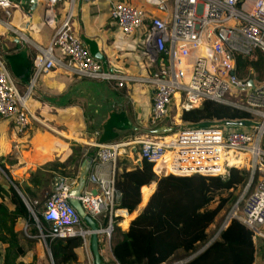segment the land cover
<instances>
[{
  "label": "built area",
  "instance_id": "built-area-1",
  "mask_svg": "<svg viewBox=\"0 0 264 264\" xmlns=\"http://www.w3.org/2000/svg\"><path fill=\"white\" fill-rule=\"evenodd\" d=\"M49 7L63 0H45ZM72 2L73 0H69ZM159 14L148 11L146 4L135 6L124 1L112 3L109 14L124 33L147 26L145 42L148 56L157 62L149 74H131L119 67L106 66L93 56L84 42L73 33L68 15L56 28L49 44L34 43V66L47 71L55 65L91 79L123 85L143 82L152 88L149 124L158 125L176 110L197 107L205 99L231 104L250 113L249 121L222 120L207 125L177 124V128L158 134H134L111 141L88 140L96 148L94 159L108 170H93L87 176L92 186L76 196L95 221L98 234L108 241L121 215L117 207L119 192L115 174L119 155L135 153L140 161L152 162L156 174H225L230 166L246 167L250 177L235 217L255 236L264 232V76L241 77L237 74L236 55L254 58L264 53V0H143ZM13 0H0V8L10 16ZM148 19V22L146 20ZM5 26L21 38L10 21ZM20 39V37H19ZM58 49L67 58L56 57ZM252 80V85L249 80ZM231 93V94H230ZM0 115L9 119L18 133L24 132L32 113L25 96L18 90L4 59L0 56ZM258 177L252 190L248 187L254 173ZM72 185L67 176L58 175L42 212L43 227L35 216L40 236L47 238L81 235L86 240L91 229L72 205ZM105 220V223L103 221ZM225 221V222H226ZM224 222V223H225ZM223 223V224H224ZM85 264H92L89 260Z\"/></svg>",
  "mask_w": 264,
  "mask_h": 264
},
{
  "label": "crops",
  "instance_id": "crops-1",
  "mask_svg": "<svg viewBox=\"0 0 264 264\" xmlns=\"http://www.w3.org/2000/svg\"><path fill=\"white\" fill-rule=\"evenodd\" d=\"M13 1L17 5L12 7L8 20L14 28L26 35L27 40L22 39L27 43H22L17 33L11 35L9 31H13L8 29L3 22L5 20L0 18V56L10 71L11 66L5 59L6 54H19L24 59L27 68L26 76L22 78L15 76L12 71L11 73H13L19 92L25 96V105L33 117L24 132L18 133L12 122L0 115V156L14 154L15 158L14 163L7 164L11 177L23 181L37 168L52 170L54 159H65L71 153V146L75 141L81 143L85 150L93 148L94 154L83 157L77 165L75 176L67 177L73 187L85 169L84 162L88 156H91V163L84 174L85 182L82 189L92 186L87 180L88 174L93 170L106 172L108 167L96 163L94 159L96 148L87 144L86 141L100 139L103 125L111 113L112 115L119 113L129 121L130 126L119 130L117 137L107 141L122 139L134 134L167 133L168 130L161 129V132H155V129L171 126L168 122L170 116L158 125L149 124L151 86L143 82L117 85L113 82L95 80L78 74L61 64L47 71H37L34 66L35 48L30 47L28 42L47 46L56 28L69 15L73 33L84 42L93 56L102 60L104 65L119 67L131 74L152 73L157 67V62L148 56L145 42L147 26L144 25L129 34L122 32L109 14L112 3L117 0H73L72 2L63 0L52 7H49L45 0ZM120 1L135 6L146 4L143 0ZM145 6L150 13L159 14L152 6L147 4ZM54 53L56 57L66 62L67 58L62 56L58 49L55 48ZM173 110H175L174 106L171 111ZM180 114L181 112L176 110L173 117L181 120ZM120 122L119 119L118 123ZM182 122L183 125L188 124ZM116 164L117 169L121 170L140 165L141 161L136 158L135 153L125 151L119 155ZM74 166L76 165L73 164L72 167ZM5 176L8 180V176L6 174ZM4 181L0 179L1 185L7 188L9 184L5 179ZM50 186L53 187L52 182ZM145 187H151L146 200H144L143 192ZM155 187L156 181L141 186V202L138 207L132 212L125 209L120 210L121 215L118 220L121 229L128 228L130 221L144 208ZM4 202L9 208L14 207L8 194ZM216 219L217 216L214 222ZM214 222L209 227L214 225ZM98 235V239L102 242L100 254L105 264H114L116 260L111 250V239L108 241L105 235ZM90 238L88 236L86 240L83 239L84 264L86 260L88 261ZM262 255L263 252L257 250L254 264L264 262Z\"/></svg>",
  "mask_w": 264,
  "mask_h": 264
},
{
  "label": "trees",
  "instance_id": "trees-1",
  "mask_svg": "<svg viewBox=\"0 0 264 264\" xmlns=\"http://www.w3.org/2000/svg\"><path fill=\"white\" fill-rule=\"evenodd\" d=\"M236 62L239 76L252 77L253 72L257 78L264 76V53L260 50L256 51L254 58L238 54ZM250 117L244 109L211 99L203 100L197 107L182 110L180 114L182 121L195 125L222 120L247 122ZM88 154H94L93 148L85 150L81 143L74 142L71 153L65 159H54L52 170L37 168L23 181L11 177L7 164L11 165L15 159L0 156V166L9 178L7 188L0 182V264L84 262L81 235L48 237L51 256L47 259L40 254L36 249L39 229L35 216L43 227L51 226L42 214L45 201L52 193L50 182L53 184L57 175L75 176L77 165ZM73 164L76 166L72 167ZM152 165V162L142 159L141 164L133 168L116 170L117 207L120 209L134 211L141 202V186L156 181V187L127 229L114 226L111 235L114 264H254L257 250L264 256V239L255 236L247 225L235 217L230 218L216 235V231L210 233L208 229L220 210L228 202L235 201L236 196L229 191L227 195H220L215 206L211 207L210 202L222 191L247 183L248 168L230 166L225 174L218 175L170 173L157 176ZM253 180L248 191L252 190L257 178ZM46 185L49 189L43 191ZM15 186L28 201L30 209ZM150 191L151 187L143 188L144 200ZM6 194L13 208L5 204ZM98 237L100 251L102 242ZM101 260L105 264L102 255Z\"/></svg>",
  "mask_w": 264,
  "mask_h": 264
},
{
  "label": "water",
  "instance_id": "water-1",
  "mask_svg": "<svg viewBox=\"0 0 264 264\" xmlns=\"http://www.w3.org/2000/svg\"><path fill=\"white\" fill-rule=\"evenodd\" d=\"M34 1V0H33ZM5 59L7 60L8 64L11 66V71L14 73L15 76L17 77H25L26 74V66L24 64V59L19 55V54H6L5 55ZM249 84L252 85V80H249ZM120 119V123H118V120ZM116 123H118L116 125ZM130 124L129 121H127L124 117H122L121 115H119V113H116L114 115H112V113L110 114V116L108 117L106 123H104L103 125V133L100 136V139L98 140L99 142H105L109 139H113L115 137H117V135L119 134L118 131L119 130H123V129H127L129 128ZM163 129V131L165 130H170L171 127L170 126H166V127H158L155 129V132H161ZM91 161V156L87 157V160L84 162V171H82V173L79 175L78 181L77 183L71 188V194L73 195L70 198V201L72 203V205L75 207V209L78 211V213L87 221L90 229H91V233H90V249L93 255V261L94 264H104L103 261L101 260V255H100V251L98 248V242H97V237H98V227L94 221V219L85 212V210L83 209V207L81 206L79 200L76 198V196L80 193L83 184L85 182V177L84 174L85 172L88 170L90 162ZM16 187V186H15ZM16 189L19 191L20 195L22 196L23 200L25 201L26 205L29 207V203L26 200V198L24 197V195L22 194V192L16 187ZM238 202V200L236 201V203ZM231 217H229L230 219ZM228 219V220H229ZM228 220L224 223V225L222 227L219 228L218 232L227 225ZM217 232V233H218ZM205 248L202 247L200 250L201 251ZM47 251L49 253V255L51 256V252L49 250V247L47 245ZM188 259V258H187ZM185 259V260H187ZM178 263V262H176Z\"/></svg>",
  "mask_w": 264,
  "mask_h": 264
},
{
  "label": "rangeland",
  "instance_id": "rangeland-1",
  "mask_svg": "<svg viewBox=\"0 0 264 264\" xmlns=\"http://www.w3.org/2000/svg\"><path fill=\"white\" fill-rule=\"evenodd\" d=\"M67 1H69V0H67ZM69 2H70V1H69ZM0 18L4 19L5 21H10V20H8V19L10 18V16H8V15L4 12V10H3L2 8H0ZM9 33H10L11 35L15 34V33L10 32V31H9ZM17 37H20V40L22 41V43H27V42L23 41V39L21 38V35H17ZM28 43H29L28 45H30V47H34V46H33V43H31V42H28ZM12 74H13V73H12ZM230 94H231V93H230ZM175 112H176V109L170 112V115H169V116H170V119L168 118V119H169L168 122H170L169 125H171V126H170L171 129L168 130L167 132H169V131H171V130L177 128V124H175V123H179V124H182V123H183L181 120H176V119L173 117V115L175 114ZM178 112H181V111L178 110ZM179 118H180V117H179ZM179 121H181V122H179ZM183 126H185V125H181V127H183ZM74 142H75V141H74ZM8 159H15V158H14V154H12L11 156H8ZM6 162H8V161H6ZM5 174H6V172H5V171L3 170V168L0 166V179H1V181H4V179H5L6 181H8V180H7V177L5 176ZM258 174H259V172L256 171V172L254 173L253 177H252V180H253V178H254V180H256V178L258 177ZM249 177H250V171H249ZM248 179H249V178H248ZM254 180H253V181H254ZM4 182H5V181H4ZM245 186H246V183H244V184H239V185H237L236 188H234V189H230V190L222 191L221 194H218L217 196H215L214 200L210 202L209 205H210L211 207L215 206V205L218 203V201H219V197H220V195H227V194L229 193V191H231L232 194L236 196L235 201H233V202H228V203H227V204H226V205L220 210V212H219L218 215H217V219H216V221L214 222V225H212L211 227L208 228L210 233L216 231V232H215V235L217 234L219 228L222 227V226L224 225L223 223L226 221L227 216H228L229 214H231V212L233 211V209L235 208L236 205H237V207H236L234 210H236L237 213L239 212L238 209L240 208L239 206H240V203H241V198H242V196L244 195V193H245V191H246V190H245ZM46 188L49 189V185H46L45 187H43L42 190L44 191ZM237 200H238V202L236 203ZM147 201H148V200H147ZM232 213H233V212H232ZM261 228H262V230H263V232H264V225H263ZM259 238H263V239H264V236H263V237H259ZM259 238H258L257 242L259 241ZM36 239H37V244H36V249H37V251H39L40 254L45 255V257H46L47 259H49V254H48V251H47V247H46V243H45V241H44L40 236L36 237ZM88 260H89L92 264H94V261H93V255H92V252H91L90 249H88ZM86 262H87V260H86ZM86 262H85V263H86ZM174 263H175V262H174ZM83 264H84V263H83Z\"/></svg>",
  "mask_w": 264,
  "mask_h": 264
},
{
  "label": "bare ground",
  "instance_id": "bare-ground-1",
  "mask_svg": "<svg viewBox=\"0 0 264 264\" xmlns=\"http://www.w3.org/2000/svg\"><path fill=\"white\" fill-rule=\"evenodd\" d=\"M233 211H234V210H233ZM233 211H232V212H233ZM232 212H231V213H232Z\"/></svg>",
  "mask_w": 264,
  "mask_h": 264
}]
</instances>
